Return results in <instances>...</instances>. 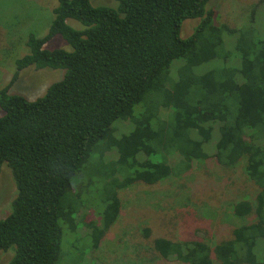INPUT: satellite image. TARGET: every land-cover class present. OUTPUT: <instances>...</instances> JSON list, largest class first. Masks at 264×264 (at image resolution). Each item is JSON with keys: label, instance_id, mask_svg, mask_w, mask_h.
Segmentation results:
<instances>
[{"label": "trees", "instance_id": "16d2710c", "mask_svg": "<svg viewBox=\"0 0 264 264\" xmlns=\"http://www.w3.org/2000/svg\"><path fill=\"white\" fill-rule=\"evenodd\" d=\"M114 1L57 0L46 33L28 34L27 52L0 88V169L9 168L16 188L0 218V252L12 248L8 264L61 263L88 165L105 181L102 225L91 226L95 247L118 216V189L183 175L212 148L223 166L245 161L260 190L253 204L238 201L233 211L256 220L213 248L161 237L153 248L183 264H214L212 254L220 264L264 263V33L216 24L209 0ZM196 18L182 37L183 21ZM225 34L234 37L230 50ZM55 36L70 49L47 47ZM29 66L63 75L33 100L9 93ZM120 121L129 130L116 134ZM113 151L116 158H107Z\"/></svg>", "mask_w": 264, "mask_h": 264}, {"label": "rangeland", "instance_id": "374dc122", "mask_svg": "<svg viewBox=\"0 0 264 264\" xmlns=\"http://www.w3.org/2000/svg\"><path fill=\"white\" fill-rule=\"evenodd\" d=\"M57 0H0V88L7 85L15 73L14 61L27 52L29 33L44 35L52 19V9ZM93 6H116L114 0H91ZM215 12L214 22L235 29L252 26L264 33V2L260 0H209ZM199 18L186 19L181 25V36L190 35ZM75 24L74 21L70 22ZM225 47L230 50L234 37L224 35ZM47 47L70 49L59 36L53 37ZM63 70L29 66L18 72L10 84L9 93H16L33 100L41 96L53 82L61 79ZM116 134L129 130L127 121L117 122ZM205 161H194L183 175L169 176L147 185L135 182L118 189L119 213L104 231L98 244L92 246L93 224L101 226L102 191L105 183L93 165L82 170L79 210L76 215L77 230L70 237L62 238L63 260L59 264H183L175 259H164L153 248L155 238L176 242L201 240L214 247L228 239L233 228L252 223L254 213L239 217L233 205L241 200L255 202L260 188L245 171V161L234 167L220 164L213 156ZM115 159L116 152L107 153ZM175 161L174 157L170 162ZM99 185H101L99 187ZM96 186V187H94ZM16 188L9 168L0 169V218L11 211ZM77 233V234H76ZM13 250L0 252V264H8ZM214 264H220L212 254ZM264 264V263H262Z\"/></svg>", "mask_w": 264, "mask_h": 264}]
</instances>
